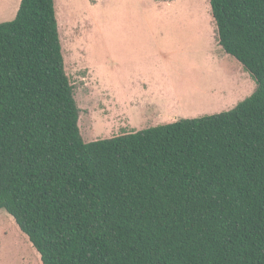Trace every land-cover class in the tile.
<instances>
[{
	"label": "trees",
	"instance_id": "trees-1",
	"mask_svg": "<svg viewBox=\"0 0 264 264\" xmlns=\"http://www.w3.org/2000/svg\"><path fill=\"white\" fill-rule=\"evenodd\" d=\"M209 1L254 94L90 143L55 0L0 24V210L42 264H264V0Z\"/></svg>",
	"mask_w": 264,
	"mask_h": 264
},
{
	"label": "rangeland",
	"instance_id": "rangeland-1",
	"mask_svg": "<svg viewBox=\"0 0 264 264\" xmlns=\"http://www.w3.org/2000/svg\"><path fill=\"white\" fill-rule=\"evenodd\" d=\"M21 1L0 0V24L15 19ZM55 7L86 143L229 112L257 89L220 46L209 0H55ZM0 264H42L6 210Z\"/></svg>",
	"mask_w": 264,
	"mask_h": 264
},
{
	"label": "crops",
	"instance_id": "crops-1",
	"mask_svg": "<svg viewBox=\"0 0 264 264\" xmlns=\"http://www.w3.org/2000/svg\"><path fill=\"white\" fill-rule=\"evenodd\" d=\"M145 90H147L146 88H144ZM138 105V104H137ZM146 106H148L149 107V109H153L154 110V108L153 107H151L150 106V104L149 105H146ZM158 116H160V115H158Z\"/></svg>",
	"mask_w": 264,
	"mask_h": 264
}]
</instances>
